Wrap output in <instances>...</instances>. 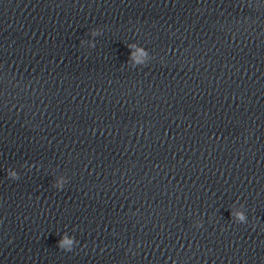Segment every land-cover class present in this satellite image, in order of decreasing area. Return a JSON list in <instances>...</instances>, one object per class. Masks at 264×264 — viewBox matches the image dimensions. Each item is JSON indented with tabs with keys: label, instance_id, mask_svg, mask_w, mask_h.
<instances>
[{
	"label": "clouds",
	"instance_id": "obj_1",
	"mask_svg": "<svg viewBox=\"0 0 264 264\" xmlns=\"http://www.w3.org/2000/svg\"><path fill=\"white\" fill-rule=\"evenodd\" d=\"M241 219H243V217H241Z\"/></svg>",
	"mask_w": 264,
	"mask_h": 264
}]
</instances>
